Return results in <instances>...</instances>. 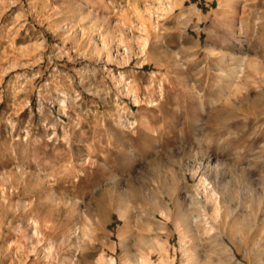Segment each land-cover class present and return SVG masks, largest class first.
Segmentation results:
<instances>
[{
  "label": "rangeland",
  "instance_id": "374dc122",
  "mask_svg": "<svg viewBox=\"0 0 264 264\" xmlns=\"http://www.w3.org/2000/svg\"><path fill=\"white\" fill-rule=\"evenodd\" d=\"M203 2L185 0L184 7L206 14ZM257 7H264V0H257ZM133 11L143 13V3L130 9L129 0H0V264H111L112 253L97 252L90 245L89 228L80 223L81 197L74 186L82 169L71 154L73 136L66 134L63 125L71 117L86 130L89 138L77 151L98 152L90 130L96 127L97 116L105 127L112 120L115 108L108 102L118 92L115 82L122 76L138 77L143 71L145 79L136 82L141 93L147 90L148 66L141 69L142 57L136 49H151L152 41H145L140 31L123 28L124 35L136 38L129 53L126 40L118 38L129 19L139 25ZM179 13L180 9L172 11L164 21L165 28H174L177 34L183 24ZM206 22L209 28L203 29L202 38L217 46L203 50L207 63L192 73L194 82L175 96L176 110L183 113L182 134L188 128L195 99H204L201 92L215 91L214 105L226 103L230 82L238 70L234 66L236 57L225 60L230 56L225 49L231 46L232 34L214 30L211 17ZM196 31L200 33L201 29ZM168 39V34L161 35L158 42L166 44ZM236 39L245 42L244 37ZM60 99L66 106L78 104L77 111L87 114L85 119L78 120L70 107L67 115L62 114ZM25 100L28 106L22 107ZM236 115L241 132L247 135L230 158L209 161L202 155L206 141H196V147L189 151L193 161L202 163L199 170L189 164L185 180L198 185L201 176L209 179L206 169L221 174L228 168L238 169L248 181L241 190L242 197L251 195L264 218V144L252 147L257 138H264V127L254 123L264 124V115L249 116L246 109ZM125 119L120 113L115 122ZM226 119L230 117L213 110L205 117V124L222 130ZM178 120V116L165 111L150 112L144 115L142 127L163 141L174 132V121ZM249 123H254L250 129ZM83 134L74 133L76 138ZM225 150L221 146V151ZM179 151H185L182 143ZM199 190L210 193L206 186ZM199 200L189 198L194 210ZM120 247H124L123 242ZM176 255L179 264V252ZM150 259L155 261L157 256Z\"/></svg>",
  "mask_w": 264,
  "mask_h": 264
},
{
  "label": "clouds",
  "instance_id": "9594fccd",
  "mask_svg": "<svg viewBox=\"0 0 264 264\" xmlns=\"http://www.w3.org/2000/svg\"><path fill=\"white\" fill-rule=\"evenodd\" d=\"M184 2L129 0L130 9L143 3L144 12L133 11L139 25L129 19L123 23L118 38L126 40L129 53L136 38L124 35L123 28L128 32L140 31L145 41H152L151 49H136V54L142 57L141 69L148 66L149 83L141 93L136 81L145 79L143 71L138 77L122 76L115 82L118 92L108 102L115 108L112 120L105 127L97 116L96 127L90 130L99 151H77L89 138L86 130L71 117L63 125L66 134L73 136L71 154L80 161L82 169L74 186L81 197L80 223L89 228L90 245L97 252L112 253L111 264L117 261L119 264H177V252L179 264H264V218L260 217L255 199L241 195L248 182L241 171L228 168L221 174L215 169H206L211 183L204 176L198 185H190L185 180L188 165L199 170L202 163L199 159L193 161L189 151L196 147V141H206L202 155L209 161L229 159L232 150L247 135L241 132L236 113L246 109L249 116L264 115V7L258 8L257 0H215V3L204 0L201 7L208 9L205 14L197 13L193 7L185 8ZM176 9H180L179 19L183 22L179 34L164 25ZM209 17L214 30L223 35L232 34L231 46L225 49L230 56L225 60L236 57L234 66L238 70L230 82L226 103L214 105L215 91L201 92L204 99H195L188 128L182 134L179 128L183 113L176 110L175 96L194 82L192 73L207 63L203 50L217 46L212 40L202 38L203 29L209 28L206 22ZM202 21L205 22L202 24ZM186 26L191 28L184 30ZM165 34L169 39L166 44H160L159 36ZM236 37H244L245 42L241 44ZM64 95L61 91V96ZM59 105L64 115L68 114L69 107L76 112L78 120L87 115L77 111L78 104L66 106L65 100L60 99ZM27 106L25 100L22 107ZM213 110L230 117L222 130L205 124V117ZM157 111L179 117L174 121V132L163 141L142 127L144 115ZM120 113L126 119L116 123ZM254 123L264 127L259 121ZM254 123L248 124L249 129ZM77 131L84 134L76 138ZM181 143L184 152L179 151ZM261 144L264 138H257L252 147ZM221 146L226 150L221 151ZM204 186L210 193H201L199 189ZM201 196L203 199L199 200ZM189 198L199 200L195 210ZM153 255L157 256L155 261L150 259Z\"/></svg>",
  "mask_w": 264,
  "mask_h": 264
}]
</instances>
